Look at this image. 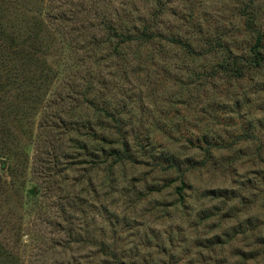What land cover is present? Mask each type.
Segmentation results:
<instances>
[{
	"label": "rangeland",
	"instance_id": "374dc122",
	"mask_svg": "<svg viewBox=\"0 0 264 264\" xmlns=\"http://www.w3.org/2000/svg\"><path fill=\"white\" fill-rule=\"evenodd\" d=\"M242 11L264 30V0H0V264H264ZM104 108L132 160L104 161L122 148Z\"/></svg>",
	"mask_w": 264,
	"mask_h": 264
},
{
	"label": "trees",
	"instance_id": "16d2710c",
	"mask_svg": "<svg viewBox=\"0 0 264 264\" xmlns=\"http://www.w3.org/2000/svg\"><path fill=\"white\" fill-rule=\"evenodd\" d=\"M246 11H248V10H246ZM247 13L248 12L242 11V14L245 17L249 16V18L247 20V28H248V30L254 32L255 36H256L255 43L250 48L252 58L247 59V62L255 68H261V67H263V64H264V30H262L260 27H257L258 26L257 18L253 14H250V12L248 14ZM156 38H158V35L148 34L147 29H145L137 39H140L142 41H148V40L150 41V40H154ZM175 43L179 44L180 46H182L185 50H187L189 52L193 51L192 45L188 44L187 42L177 40V41H175ZM216 45H220L219 47H222L221 43H219V42H216ZM238 64H240L239 58L235 59V61H232V62L230 60L223 62L222 64H220L218 72L223 71L225 74H232V75L234 74L237 77H240V76H242V70L239 68ZM90 103L93 107H96L95 106L96 104L93 101ZM102 111H104L106 117L110 118L113 121V123L118 125L117 126V130H118L117 134H118L119 138L121 139L120 144L122 146L121 149L112 148L110 150V152L107 154L105 152L106 149L102 148L101 153L106 154L104 161H108V159L110 157H112L114 159L112 164L116 165V164L122 163L123 161H126V160H132V158L130 156V151H131V149L129 147L130 145L128 144L129 142L127 140L126 135L124 134V131L122 130V125L120 124L119 120L114 116V114L112 112H107L108 110H106L105 108ZM93 133H94L93 135H96L95 138L100 143L110 144L109 140H107L104 137L98 136L97 132H93ZM207 151H208V153H210V149H208ZM0 157L12 159V157L6 156V153H4L3 151H0ZM204 163H205V161L203 162L202 165H204ZM200 165H201V163H200ZM172 168L178 169V168H180V165L176 163L172 166Z\"/></svg>",
	"mask_w": 264,
	"mask_h": 264
},
{
	"label": "water",
	"instance_id": "95a60500",
	"mask_svg": "<svg viewBox=\"0 0 264 264\" xmlns=\"http://www.w3.org/2000/svg\"><path fill=\"white\" fill-rule=\"evenodd\" d=\"M7 165H8V161L7 160L0 159V166H1V170L3 171V173H5Z\"/></svg>",
	"mask_w": 264,
	"mask_h": 264
}]
</instances>
